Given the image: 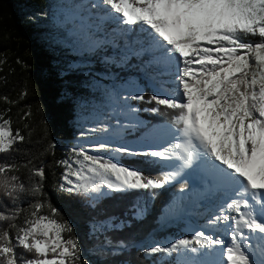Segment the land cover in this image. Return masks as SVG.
Segmentation results:
<instances>
[{
    "label": "snow or ice",
    "instance_id": "1",
    "mask_svg": "<svg viewBox=\"0 0 264 264\" xmlns=\"http://www.w3.org/2000/svg\"><path fill=\"white\" fill-rule=\"evenodd\" d=\"M88 7L102 10V19L140 26L143 39L135 41L141 45L136 54L151 52L152 62L166 67L173 58L179 64L176 94H154L147 101L172 110L182 139L161 150L133 152L123 146L112 150L180 164L156 180L112 159L74 149L75 160L60 162L66 171L59 190L159 189L180 175L179 169L202 159L211 178L232 188L236 197L207 219L208 227L228 230L229 242L198 231L170 247H148L144 255L180 249L195 252L194 244L200 248L222 246L226 264H255L247 241L252 234H264V0H96ZM249 36L258 39L250 41ZM130 99L144 101L146 97ZM23 141L11 121L0 116V153ZM96 148L108 150L109 145L100 143ZM15 170V165L0 163V194L11 198L13 205L20 193L36 197L42 188L36 184L26 189L16 175H10ZM31 173L41 181L45 177L43 167L33 168ZM29 207L31 211L21 224L16 223L21 209L10 214L0 210V224L7 222L6 228L0 227V264H77L80 249L75 239L63 238L62 233L72 229L55 219L58 210L49 204L50 214H41L45 204L38 200ZM257 238L264 241V235Z\"/></svg>",
    "mask_w": 264,
    "mask_h": 264
},
{
    "label": "trees",
    "instance_id": "2",
    "mask_svg": "<svg viewBox=\"0 0 264 264\" xmlns=\"http://www.w3.org/2000/svg\"><path fill=\"white\" fill-rule=\"evenodd\" d=\"M65 4H68L67 0H0V116L10 120L12 129L24 136V141L15 144L12 150L0 153V163L15 165L16 170L10 175H16L26 189L42 185L36 197L27 192L20 193L15 205L11 198L0 194V210L10 214L21 209L16 220L17 224H21L31 211L30 204L37 200L43 202L45 207L41 214L45 215L50 214L47 207L50 204L58 210L55 219L69 224L72 229L71 232H64L63 238L75 239L79 255L92 254L96 259L94 264H175L171 258L158 261L156 254L146 257L140 244L150 236L154 239L166 237L183 227V223L177 221L175 226L159 228L157 219L173 197L188 187V182L164 184L154 190L111 191L98 198L82 191L68 193L59 190V186L65 183L63 175L66 171L60 162L75 160V147L80 150L85 148L79 140L82 130L87 127L84 126L85 119L76 117L75 100L84 101L87 105L96 97L102 99L103 93L76 86L80 81L71 79L76 75L63 74L58 70L54 61L60 55H67L68 49L64 46L60 50L40 41L39 35L44 29L35 21L25 19L22 10L51 14L56 7L61 8ZM52 27V31L58 32L57 35L70 46V50H77L86 56L84 45L74 42L77 36L83 37L81 32L75 28L72 30L67 22L57 29L54 25ZM65 27L72 31L69 36H66ZM247 39L258 38L249 36ZM144 96L147 99V94ZM146 99L130 100V104L138 108V115L148 120L145 127L137 129L136 136L157 123L174 124L172 110L157 106L155 102L149 103ZM85 105L80 109L86 116L94 109ZM153 107H160L161 110L153 112ZM98 150L95 153L108 154V150ZM117 161L138 171L143 177L163 179L164 167L157 158L118 156ZM39 167L45 171L42 181L31 173L33 168ZM141 207H145V211L137 217L135 214ZM101 225L105 227L100 228ZM0 227L6 228L7 222ZM31 255L26 254V257ZM85 262L79 258L77 264Z\"/></svg>",
    "mask_w": 264,
    "mask_h": 264
},
{
    "label": "rangeland",
    "instance_id": "3",
    "mask_svg": "<svg viewBox=\"0 0 264 264\" xmlns=\"http://www.w3.org/2000/svg\"><path fill=\"white\" fill-rule=\"evenodd\" d=\"M67 2L68 4L61 8L56 7L51 14H39L29 10H22V15L25 19L35 21L39 27L44 29L39 35L40 41L57 46L60 50L65 46L68 49V54L75 55L74 57L68 54L60 55L54 61L59 67V71L63 74L76 75L71 77L73 81H80V83H76V86L83 87L88 91L98 90L103 93L102 99L96 97L87 105H85L84 101L75 100L77 104L76 117L85 119L84 126L87 127L82 130V137L79 140L80 144L85 147L83 150L91 155L112 159L113 162L118 163L120 166L127 167L120 164L117 161V157L130 158L135 155L116 153L112 149L123 146L133 152H147L165 148L166 144L161 143L166 137V135L161 133L163 128L160 127L161 129L157 131V134L151 135V132L168 122L154 124L147 131L141 133L140 136L134 135L138 128H143L148 124V120L138 115L139 110L136 106L130 104V100H132L130 97L145 94L150 97L154 94L161 95L162 93L174 95L169 90H165L158 81L165 77L170 80L175 78L179 64H173V58L170 66L166 67L162 64L153 63V53L151 52L145 51L141 54H136L139 52L141 45L136 44L135 41L138 38L143 39L141 27L138 26L136 28L135 26L117 24L113 19H102L104 16L102 10L88 7V5L95 3L96 0H67ZM65 22L72 26V30L75 28L79 33H82L83 37L77 36L74 42L84 45L86 56L79 54L77 50H70V46L57 35L58 32L52 31V25L57 29L62 27ZM124 29L128 31L124 32ZM136 29L137 32L135 31ZM64 30L66 31V36H69L72 32L66 27ZM150 69L156 70L152 76L149 74ZM82 105L94 109V111H90L85 116L84 110L80 109ZM132 109H135V111ZM168 124L175 129L179 127L175 121L174 124ZM98 128H108L109 131H93V129ZM169 141L172 142V140ZM100 143L109 145L108 154L106 153L105 155L99 152L102 154L100 155L97 152L95 153V151H100L96 148ZM75 149L80 150L78 147H75ZM157 161L163 165L164 174L171 171L170 161L159 160L158 158ZM127 168L133 170V168ZM186 169L184 168V172L188 171ZM190 171L191 174L186 180L179 181L188 182V187L181 190L161 211L162 214L165 208H169V215L162 222L161 214L157 219L159 228L172 224L175 226L174 223L177 221L182 222L183 227L174 230L166 237L154 239L150 236L146 238L140 244L143 251L151 246L170 247L178 239H191L198 231H203L205 235H210L213 238L224 239L226 244L229 242L228 230L224 228H208L205 226V222L210 215L219 211L221 205L230 202L231 198L224 197L221 193H213L215 188H211L213 187L211 176L207 174L209 172L208 165L204 160L197 159L194 161ZM69 179L75 181L73 176L69 177ZM172 183L176 182L172 180L168 184ZM194 187L206 193L202 202V206L208 213L206 218L196 216L195 211L197 208L194 204H189L187 199H183L186 195L193 193ZM111 191L106 187H101L100 193L90 194L98 198L108 195ZM144 211L145 207L138 208L135 215L139 217L143 215ZM212 211L214 213L211 214ZM99 227L105 226L101 225ZM260 242L263 245V254L257 252L251 240L247 241L248 254L255 261V264H264V241L259 240ZM192 247L196 248L197 251L191 252L187 249H180L172 253H159L156 254L157 260L167 261L171 258L175 264H206L214 254L220 255L218 259H224L218 246L200 248L199 245L194 244ZM79 257L86 261L84 264H94L96 261L90 253H83Z\"/></svg>",
    "mask_w": 264,
    "mask_h": 264
},
{
    "label": "bare ground",
    "instance_id": "4",
    "mask_svg": "<svg viewBox=\"0 0 264 264\" xmlns=\"http://www.w3.org/2000/svg\"><path fill=\"white\" fill-rule=\"evenodd\" d=\"M174 63H175V65L176 64L178 65V62L175 59H174L173 64ZM155 71L156 70L150 69L149 74L152 76L155 73ZM158 82H160V84L163 85L162 87L165 90H167V91L169 90L170 93H172L174 95L176 94V90H175L176 81H175V78H173V79L170 80L169 78L165 77V78H162ZM160 127L163 128V131L161 133H163L164 135H166V137L161 141V143L162 144H166V147H168L169 145H172L173 143L175 144V143L179 142L182 139V137L180 136L178 130L175 129V128H173L168 123L163 124L162 126H159L158 128H156L154 131L151 132V135L157 134L158 133L157 131L159 129H161ZM169 140H172V142H170ZM169 161H170V164H171V171H173V170L176 169V167L178 166V163L180 164V162L179 161L177 162L176 160H169ZM187 169H188L187 172H184V168L179 169L180 175H178L173 180V182H179V181L186 180V178L188 176H190V174H191V171H190L191 167L190 168H187ZM192 173H193V171H192ZM207 174H209V172H207ZM211 182H212V186H213L211 188H215V190H213V193H221L222 196H224V197H230L231 199L236 198L234 196V192H233V189L232 188L221 186L216 181H214L212 178H211ZM216 189H218V190L216 191ZM183 193H181V194L183 195ZM205 194L206 193L203 190L202 191H199L198 189H196V187H194L193 193H191V194L186 195L185 197H183V199H185V200L187 199V201H188L189 204L192 203L197 208L196 211H195L196 216H200V217H204V218H206V215L208 214L206 212V210L204 209V206H202V202L204 201ZM183 211H185V210H183ZM212 213H214V211H212L211 214ZM168 215H169V208H165L163 210L161 216H160L162 218L161 219V222ZM205 223H206L205 226H207V221ZM201 228H204V227H201ZM208 228H210V227H208ZM261 235H264V234H260V233L252 234V238L250 240L253 242L254 247L257 249V252H259L260 254H263V252H262L263 245H262L261 242L259 243V239L257 238L258 236H261ZM218 249H219V251L221 249V252L222 253L221 252L220 253L223 254V248H222V246H218ZM218 258H220V255L217 256L216 254H214V255L211 256V258L209 259V262L206 263V264H226V260H224L223 258L222 259H218Z\"/></svg>",
    "mask_w": 264,
    "mask_h": 264
}]
</instances>
